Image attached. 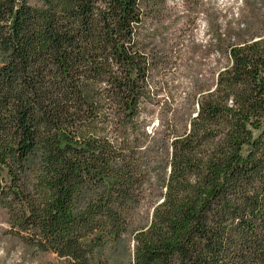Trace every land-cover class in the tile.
I'll return each mask as SVG.
<instances>
[{
  "label": "trees",
  "instance_id": "obj_1",
  "mask_svg": "<svg viewBox=\"0 0 264 264\" xmlns=\"http://www.w3.org/2000/svg\"><path fill=\"white\" fill-rule=\"evenodd\" d=\"M200 1L0 0V216L33 257L264 264V0ZM204 13L205 74L154 131L153 33Z\"/></svg>",
  "mask_w": 264,
  "mask_h": 264
},
{
  "label": "rangeland",
  "instance_id": "obj_2",
  "mask_svg": "<svg viewBox=\"0 0 264 264\" xmlns=\"http://www.w3.org/2000/svg\"><path fill=\"white\" fill-rule=\"evenodd\" d=\"M168 3L171 6H180L182 4L181 0H168ZM199 4H201L200 7L203 11L207 10L215 15L218 14L220 20L223 17L225 18L226 14L230 17L237 16L245 9L244 0H202L198 4H192L190 12L195 13ZM249 9L252 10V7ZM205 16L204 13L197 17L198 20L195 26H182L181 31H179V26L175 28L168 26L163 30L153 33L163 36L170 48H174V51L165 58V64L161 70L162 76L158 79L159 84L157 87L162 89L161 103L159 106L151 108L154 113V131L160 129L157 123L159 119L164 118V113L167 112L170 118L175 114L178 116L182 114L187 107L185 105L186 93L193 90L195 86L194 82L199 80L197 79L198 74L204 73L202 71L206 63L205 60L201 58L198 50L194 52L190 49V46L195 44L201 51V48L206 45L209 37ZM176 35L180 36L181 39L173 42V37ZM178 42L183 43L184 46H177ZM179 50H181L180 58L175 54ZM195 53L199 54L196 56ZM5 220L6 218L1 215L0 264H65L63 260L51 254L33 257L31 252L25 249L19 241L4 234V230L7 227Z\"/></svg>",
  "mask_w": 264,
  "mask_h": 264
}]
</instances>
